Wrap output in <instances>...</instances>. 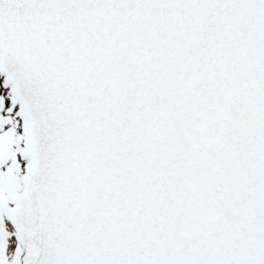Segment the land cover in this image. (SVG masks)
Wrapping results in <instances>:
<instances>
[{
  "label": "snow or ice",
  "instance_id": "obj_1",
  "mask_svg": "<svg viewBox=\"0 0 264 264\" xmlns=\"http://www.w3.org/2000/svg\"><path fill=\"white\" fill-rule=\"evenodd\" d=\"M0 264H264V0H0Z\"/></svg>",
  "mask_w": 264,
  "mask_h": 264
}]
</instances>
